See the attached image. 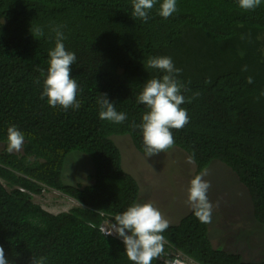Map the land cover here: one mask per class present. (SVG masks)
<instances>
[{"label": "trees", "instance_id": "16d2710c", "mask_svg": "<svg viewBox=\"0 0 264 264\" xmlns=\"http://www.w3.org/2000/svg\"><path fill=\"white\" fill-rule=\"evenodd\" d=\"M160 3L145 22L133 16L132 0H0V247L10 264L41 256L46 264H133L122 240L104 236L97 225L100 212L117 215L135 203L136 180L124 170L114 137L127 135L145 155L136 125L147 109L137 97L147 80L162 76L147 67L154 56L170 57L181 69L186 98L200 93L181 105L189 122L172 130L174 150L194 154V176L213 160L232 170L264 225V0L250 11L238 0H177L168 18L158 14ZM36 26L43 36L32 32ZM55 26L76 56L78 109L41 99ZM100 94L126 114L123 123L99 118ZM13 125L25 137L19 153L6 147ZM72 153L88 157L89 182L62 181ZM173 153L167 152L172 159ZM43 186L78 204L51 214L33 201ZM169 225L164 258L179 251L197 264H264L213 247L208 223L192 209Z\"/></svg>", "mask_w": 264, "mask_h": 264}, {"label": "clouds", "instance_id": "9594fccd", "mask_svg": "<svg viewBox=\"0 0 264 264\" xmlns=\"http://www.w3.org/2000/svg\"><path fill=\"white\" fill-rule=\"evenodd\" d=\"M261 2L262 0H238V6L245 11H250L257 8ZM156 3L157 0H132L133 16L147 22L149 12ZM176 5L177 0H162L158 14L163 18H168L177 11ZM2 23L3 21H0V24ZM61 28L62 26L52 28L55 33V46L48 52L49 60L46 74L41 70V76L43 77L41 99L47 97V103L52 107L78 109L80 107V102L77 100L78 84L71 77V66L76 61V56L73 52L66 51L63 44L66 37ZM32 32L35 36L44 35L43 29L39 26L34 27ZM146 63L148 68L157 69L162 73V76L158 78L147 80L144 83L143 90L137 97L138 103L145 105L147 111L142 114L141 123L136 127L142 134L145 156L151 157L173 148L175 140L172 130H180L189 122L187 111L181 105L186 102L190 103L200 93L196 92L193 96L187 98L182 94L190 91V89L178 79L181 69L174 66L170 57H149ZM242 71H247L246 65L242 68ZM246 82L253 83V78L251 76L247 77ZM260 95L264 96V91ZM97 103L100 108L98 114L101 120L121 124L127 119L125 113L116 110L114 102H110L106 94H100ZM24 140V134L15 125L7 128V151L9 153L19 152L23 147ZM186 162L195 166L194 154L189 155ZM206 169L195 176L196 170H194V177L190 180L187 188V202L193 210L194 216L201 223H211L213 211V204L209 201L207 195L211 184L203 178L206 175V173H203ZM136 184L135 203L125 211L117 215L100 212L102 219L97 226L102 234L104 236L119 237L124 244V253L133 264H152L153 260L163 261L166 264H197L179 251L173 253L172 259L162 257L164 245L167 243L162 233L169 228V221L153 206V202L152 204L138 203L141 190L137 180ZM44 190L52 189L43 186L41 193L32 194V197L41 196ZM56 192L62 194L59 191ZM76 204L78 203L75 202L74 205ZM49 212L51 214L59 213ZM46 262V256L31 259V264H46ZM0 264H10L3 247H0Z\"/></svg>", "mask_w": 264, "mask_h": 264}, {"label": "rangeland", "instance_id": "374dc122", "mask_svg": "<svg viewBox=\"0 0 264 264\" xmlns=\"http://www.w3.org/2000/svg\"><path fill=\"white\" fill-rule=\"evenodd\" d=\"M114 141L121 152L124 170L138 181L141 190L138 203L153 202L169 223L178 222L181 215L191 210L187 188L195 166L186 162L188 156L184 151L171 148L173 159L167 154L169 151L146 157L135 150L127 135L115 136ZM3 147L0 143V151ZM71 155L62 172L63 182L70 185L89 182L87 175L92 166L88 157L81 153ZM203 173H206L203 178L211 184L207 195L213 211L208 236L213 247L238 253L243 261L264 260V225L253 216L247 190L232 170L218 160L212 161ZM33 200L54 213L75 204L73 199L53 190H44L41 196H33Z\"/></svg>", "mask_w": 264, "mask_h": 264}]
</instances>
